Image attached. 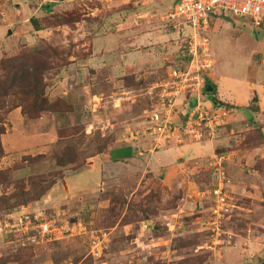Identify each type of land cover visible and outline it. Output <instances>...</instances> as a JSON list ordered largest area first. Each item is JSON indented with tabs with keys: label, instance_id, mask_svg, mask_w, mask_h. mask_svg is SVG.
<instances>
[{
	"label": "rangeland",
	"instance_id": "374dc122",
	"mask_svg": "<svg viewBox=\"0 0 264 264\" xmlns=\"http://www.w3.org/2000/svg\"><path fill=\"white\" fill-rule=\"evenodd\" d=\"M49 1L51 0H0V25H4V28H9L12 31L10 33L12 37L3 46L4 48H0V58L17 55L23 49L43 48L47 42L62 51L60 59L55 60L56 66L44 72V81L47 85L45 93L48 97V86L51 83L53 85L56 83L54 79L57 70L60 71L59 68H62V64L66 62L67 58L69 60L77 57L75 61H86L87 56L84 55L89 48L88 40L95 35L102 34L104 23L108 21V7H106L105 0H64V2L59 3L58 8H52L50 11L52 14L53 12L62 14H56L57 16L51 18L48 12L45 11L46 8L43 7ZM153 14V12H150L143 15L142 18L134 17V20L137 19L139 22V31L141 29L149 32L159 30L158 33H154V36L160 35L156 38L160 41H152L153 44H147L146 46L152 48V51L159 55L156 58L158 63L166 58L164 62H167L170 66L167 68L166 66H160L161 63L156 64L151 70L147 68L144 74H139L140 78L138 80L125 78L123 81H119L120 79H115L116 84L109 82L108 74L90 73L93 77V88L90 87L87 93L89 95L93 90L97 95L92 99L85 94L84 90H80L86 84L85 69H83V72L80 67L74 65L73 68L71 65L70 71L73 72L72 78L74 79L72 87L79 92L73 100H79L78 109L81 107V110L77 111V116H72L67 118L65 122L58 123L56 133L51 131L52 135L43 140L46 145L50 146L42 153L41 158L34 160L33 158H27V162L22 161V158H20L14 164V167L31 164L34 167L33 175L44 174L50 170L58 171L59 175L56 177V183H59L66 174L75 170L73 169L74 166L62 167L56 165L58 158L61 156L66 157V153H77L80 157L79 162L83 160L84 156L86 163L87 156L96 151V145L104 149L112 146L114 142H117V144L122 143V141L126 142L127 138L121 137V135L116 136V133L125 131L127 128H129L128 131L131 130L130 132L145 129L148 122V110L163 92V84L167 80L169 69L172 67L182 68L188 62L184 46L185 41L189 38L187 36L190 35L189 27L183 24L180 19L171 23L164 20L165 15H162L163 20H159L160 18ZM70 15L78 18L77 22L79 24L75 22L77 26L75 23L57 24ZM32 17L40 19L39 21H42L41 25H46L40 35L38 31L34 32L33 30ZM156 17L159 22L155 20ZM140 22H143L144 25ZM7 34L8 29H0V40H6L8 38ZM83 34L85 35L84 38H82ZM204 35L208 39V52L213 61H211L212 66L208 73L218 74L222 72V74L225 73L237 78L247 76V80H250V77L264 75V27L253 26L247 18L234 17L225 13L218 14L215 11L210 15L209 27ZM69 52L70 56L65 57L64 54ZM88 79L90 78L88 77ZM189 95L186 94L178 99L177 105L180 109H183V106L190 102ZM62 101L66 100L64 98L55 100V102ZM12 102L13 96L10 95L7 97L6 104L11 106ZM248 112H250L249 109L242 111L244 115H247ZM184 113L182 111L178 112L175 118L177 124L182 122L178 117L182 119ZM232 113L234 112L225 116L224 121L226 124L229 123V115H232ZM8 114L0 112V117L5 118L6 129H8ZM231 117L233 120L234 116ZM235 122L233 123L236 124ZM225 125L219 127L212 139L203 142H214L220 128L225 127ZM88 129L91 130L90 133H88ZM234 129V132L229 134L228 138L218 146L220 151H226L222 154L225 156L224 162L228 161L227 164L230 167L227 169V165H224V168L232 180V185L234 180L231 175L232 166L229 162L233 159L231 151L253 142L256 137L254 136L255 130H250L249 124ZM111 131H113V134H111ZM55 134L59 138L57 141L55 139L52 141ZM112 135L114 138L111 137ZM184 137L182 142L171 140L163 146L170 143H199L194 141L192 137ZM248 137H251L250 142L247 141ZM12 140L15 142V139ZM41 149L38 148V150ZM38 150H33L32 153H36ZM16 155L17 153H13L10 158ZM35 155L40 154H30L31 157ZM198 162L194 165H198ZM115 164L117 163L106 166L101 189L91 197L83 201H78L77 198L66 200L63 198L62 192H55L52 206L47 208L43 202L45 208L40 209L45 217L57 221L64 227L80 221L94 230H101L95 233L101 239L98 251L91 250V238L94 233L88 229L85 233L77 234L75 237L64 236L62 239L48 240L50 241L48 242L47 240L38 241L34 235L28 237L25 234L16 232V229L10 225L5 226L3 222L8 221V214L13 211L11 205L15 204L16 200H26L25 197L20 196L22 195V189L16 185L27 180V178L15 179L11 176L10 170L12 168L0 169V264H193L195 263L193 256L196 255H203L205 264H226L222 261L221 263L211 261V258L214 254H217L219 248L223 246L232 247L238 243L239 239L240 247L243 248L244 242L248 244L245 237L250 232V228L264 224V214L261 212L264 205H256V203L254 205L251 202L240 201L239 203H242L243 206H250L252 212L250 214L241 212L240 214L239 210L235 208L232 216L223 221L221 230L218 233L211 230L210 209L214 202L211 197L208 198L203 192L204 188L211 181L213 182V169L208 164L209 168H198L193 174L189 173V177L187 173L180 177L176 171L167 177L163 176L165 184L161 183L157 174L154 176L144 172L138 174L135 171L131 172L130 169L124 173L120 166L117 168ZM136 173L138 175H134ZM188 178L195 181L193 187L188 188ZM144 181L147 182L146 186H142ZM24 188L28 190L27 186ZM198 191H201L200 196L196 195ZM47 192L40 198L29 201L28 204L37 201L42 202V199L48 195ZM181 197L184 198L182 204H180L181 208L186 204L184 201L191 203L193 197L200 201L207 197V202L202 207L195 209L192 206L191 209L186 210L197 213L203 208L204 212L199 214L205 219L203 231L196 233L191 232L189 228H181L180 225L184 224V217H174L175 221L172 218L173 228L171 231H168V223L165 221L158 224L157 227L153 226V232L157 234L160 232L159 235L166 240L165 244L142 249L137 247L135 242L132 243L136 234L132 232V228L125 227L127 224L137 222L153 212L158 211L155 213L157 214L166 205L169 207L176 206ZM234 201L238 204L237 199L234 198ZM258 206L260 207L258 208ZM57 209L58 212L54 211ZM152 215L154 214L150 216ZM153 232H151V235L155 236ZM226 232L230 235L229 244L227 243L228 235ZM258 236L259 238H255ZM149 237L145 234L136 238L141 242ZM250 237L253 242H258V249L261 248L260 244H264L263 236L256 232V229L255 235H250L249 240ZM198 244H202L204 248H198ZM162 251L164 253L159 254ZM148 255L149 257H147Z\"/></svg>",
	"mask_w": 264,
	"mask_h": 264
},
{
	"label": "crops",
	"instance_id": "0c3cea01",
	"mask_svg": "<svg viewBox=\"0 0 264 264\" xmlns=\"http://www.w3.org/2000/svg\"><path fill=\"white\" fill-rule=\"evenodd\" d=\"M61 1L64 2V0L49 1V3H51V9L58 8ZM105 1L107 4L106 7H108V21H106L107 23H104V32L102 34L95 35L88 40L89 48L88 51H85L86 53L84 55L87 56L86 61H75L77 57L69 59V63L62 66V68H59L60 71L57 70L55 73L54 81L56 83L54 85L51 83L48 86L49 99L64 98L67 103L74 106L73 111L64 115L49 113L35 120L26 119L22 116L20 108H14L9 112L8 129H6V132L1 137L4 156L0 159V169L12 168L10 170L11 176L15 179H24L34 174L32 173L34 167L31 164L14 167L17 160L23 155L44 153L46 148L50 145H46L43 140L49 135H52L51 131L53 133L55 131L56 133V126H58V123L65 122L67 118L72 116H77V111L81 110V107L78 109L79 100H73V98L78 96L79 92L72 87V82L74 81L72 78L73 72L70 71L72 66L73 68L74 65L78 66L82 71L85 69L86 72H83L85 73V76L87 75L84 77L86 84L83 85L80 90H84L87 95L90 87L93 88V77L90 73L100 72L108 74L109 82L116 84L117 81H115V79H120L119 81H123L125 78L138 80L140 78L139 74H144V71L147 68H150L149 70H151L156 64L161 63L160 66H166L167 68L170 66L167 62H164L166 58H163L158 63L156 58H158L159 55L154 53L152 48L146 46L147 44H153L152 41H160L156 39L160 35L154 36L159 30L156 29L149 32L142 31L141 29L139 31V22L137 19L134 20V17L142 18L143 15L153 12L154 16L156 15L160 18L159 20H163L164 17L162 15H165L164 20H166L167 14L172 10L178 0ZM43 7L47 8L48 5H44ZM155 20L159 22L157 17ZM140 23L144 25L143 22ZM77 24H79V22H77ZM4 27V25H0V29H8V38L6 40H0V48H4L3 46L12 37L10 36L12 31L9 28ZM33 30L34 32H37V30ZM38 32L40 35L41 31ZM84 34L82 35V38L85 37L86 34ZM100 37L102 38L97 40ZM68 65L70 66L68 67ZM88 77L90 79H88ZM246 77L237 78L232 75H226L225 73L222 74V72L211 74L204 71L202 73L204 82L209 79L215 85L213 96L218 104L228 108L229 113L234 112L232 115H229L231 123L229 121L225 127L220 128L217 139L214 142L191 144L170 143L160 149H153L151 137L143 131L136 130L130 132L131 130L128 131L129 128H127L125 131L119 133L115 132L116 136L121 135V137L127 138L126 142L122 141V143L119 144L114 142L112 146L106 147L104 150L88 157L86 163L82 167L69 172L63 177L61 182L55 183L47 192L48 195L42 199V202L37 201L13 209V211L8 214L9 219L6 222L13 223L17 221L18 216L23 213L40 212V209L45 208L43 207L45 205L49 208L52 206L51 203L52 199H54L55 192H62V195L64 196L63 198L66 200H73L75 198H77L76 200L78 201L86 200L101 189L106 166L112 163H117L115 164L117 165L116 167L118 168V166H120L124 173L130 169L131 172L135 171L138 174L141 172L153 176L157 174L159 175L162 184H165L163 176L167 177L174 171L178 172L177 174H179L180 177L185 173H187L189 177V173L193 174L198 168H209V162L215 154L226 152L220 151L218 146L228 138L229 134L234 132V128L240 126L244 127L247 124L250 125V130L258 131L257 136L255 137L257 139H253V142H250V139H247L250 143L245 144V146L243 145V147H240L237 150H232L231 153L233 159L229 162L232 166L231 175L234 180L230 192L232 197L238 200V204L236 203V209L239 210L238 212H240V214L241 212L250 214L252 212L251 207L243 206L242 203H239L240 201L251 202L254 205L255 203L256 205H264V75L254 78L250 77V80H247ZM74 92H76L75 95ZM88 96L93 99L97 95L91 90ZM201 99L207 106L215 104L206 94L202 93ZM195 103L196 101L194 99H190V102L187 105H184L183 109H180L179 112H190L195 106ZM247 109H249L250 112H248L247 115H244L242 111H247ZM231 116H234L233 120L231 119ZM178 119L182 121L184 116L182 119L179 117ZM90 132L91 130L88 131V133ZM111 134H113V131H111ZM54 137L55 138H52V141L53 139L57 141L59 138L56 137V134ZM111 137L114 138L113 135ZM11 139H15V142L13 140L11 141ZM38 148L42 149L38 150ZM33 150L38 151L32 153ZM13 153H17V155L10 158ZM197 161H199L198 165H194ZM227 163L228 161L223 162L224 165H227L228 169L230 166L228 167ZM137 173L134 175H138ZM192 180L193 179H187L188 188L195 185V181ZM143 184L144 185L142 186H146L145 184H147V182L144 181ZM212 184L213 182L211 181V183L204 188L203 192L205 189L210 188ZM201 191H198L196 195L200 196ZM183 199L184 198L181 197L177 201L176 206H164L163 210L150 216L146 220L127 224L125 227L132 228V232L136 234L132 243L135 242L137 247H141L142 249L165 244L166 240L159 235L160 232H158V234L153 232V226L157 227L158 224L161 222L164 223L165 221L168 223V231H171L173 228L172 218L173 221H175L174 217H184L183 221L185 225H180L181 228H189L191 232L196 233L201 232V230L203 231V228H205L203 225L205 219L199 216L200 213L204 212L203 208L202 210L197 211V213H194L192 210H186L191 209L192 206L195 209L202 207V205L207 202V197L201 201L193 197L191 203L184 201L186 204L181 208L180 204H182L181 202ZM259 207L260 206H258V208ZM54 211L58 212L59 210L57 209ZM261 212L264 214V208ZM6 222L4 221L3 224ZM84 225L94 234L101 231L94 230L86 224ZM174 226H176V224H174ZM255 229L264 239V224H259L258 226L255 225L250 228V232H248L245 237V241L247 240L248 244L244 242L243 248H241L239 244L240 239L238 238L239 240L237 244L228 248L223 246L222 248H219L216 255L213 253L214 256L211 258V261L218 263H221L222 261L226 264H264V244H260L261 248L258 249V242H253L251 237L249 240L250 235H255ZM112 230H114V228H112ZM4 232H6V230H4ZM151 232L155 233V236L151 235ZM32 234V232H29L25 235L32 237ZM145 234H147L148 237L150 234V237L139 242L138 238ZM255 238H259V236ZM197 247L202 248L203 245L198 244ZM160 253H164V251L159 252V254ZM147 257H149V255Z\"/></svg>",
	"mask_w": 264,
	"mask_h": 264
},
{
	"label": "built area",
	"instance_id": "2783aa9c",
	"mask_svg": "<svg viewBox=\"0 0 264 264\" xmlns=\"http://www.w3.org/2000/svg\"><path fill=\"white\" fill-rule=\"evenodd\" d=\"M215 11L218 14L247 18L253 26L264 27V0H178L175 3L166 20L173 22L180 19L189 27L190 35L187 36L189 38L184 46L188 62L182 68L169 69L163 92L148 110V122L143 132L151 137L153 149H160L171 140L182 142L184 136L192 137L194 141L201 143L212 139L219 127L226 124L224 119L229 109L216 103L207 106L201 99L206 83L202 73L208 72L213 62L208 52V39L204 34L209 27L210 15ZM186 94H190V98L196 103L190 112L184 113L182 122L177 124L175 118L180 110L177 102ZM224 161L223 154H215L212 157L209 166L213 169V184L204 191L214 202L210 209V225L211 230L217 233L221 230L223 221L229 219L237 208L230 194L232 180L225 171ZM8 225L21 234L32 232V236L38 241L72 237L87 230L80 221L64 227L45 217L42 212L23 213L18 216L17 221L5 223V226ZM226 233L229 244L230 235ZM100 241L94 234L91 238V250L98 251Z\"/></svg>",
	"mask_w": 264,
	"mask_h": 264
},
{
	"label": "trees",
	"instance_id": "16d2710c",
	"mask_svg": "<svg viewBox=\"0 0 264 264\" xmlns=\"http://www.w3.org/2000/svg\"><path fill=\"white\" fill-rule=\"evenodd\" d=\"M46 5H48V7L45 11L48 12L50 18L52 16H57L56 14H62L59 12H53L52 14V12H50L51 3H48ZM39 20L40 19H37L35 17L31 18L34 29L37 31H42L43 28L46 27V25H41L40 23L42 21ZM77 21V17L75 18V16L70 15L63 18V20H60L57 24H70ZM61 53L62 51H60L57 47L55 48L51 45V43L47 42L43 48L40 47L33 49H23L17 55L0 58V112L2 114L9 113L12 109L19 107L22 116L30 120L38 119L48 113L64 115L72 112L74 107L72 104H69L66 101L55 102V100H57L58 98L50 100L45 93L47 85L44 81V72L56 66L57 63H55V60L60 59V57L62 56ZM64 55L65 57H69L70 52ZM68 63L69 60L67 58L66 62H64L62 66L67 65ZM205 82H209L212 85L213 90L211 92H205L203 88L202 93L209 96L214 103L218 104V102L213 97V93L215 92V85L209 79ZM10 95L13 96V102L11 106H8L6 104L7 97ZM5 130V118L0 117V159L4 156V148L2 146L1 136L5 133ZM256 132L258 131H255L254 136H257ZM248 139H251V137H248ZM96 148V151L92 154H89L87 157L93 156L97 152L105 149H102L101 147H99V145H96ZM41 157L42 154L37 156L35 155L33 157H31L30 155H23L21 158L22 161L24 160V162H27V158H33L34 160ZM79 160L80 157L77 153H66V157L61 156L60 158H58L56 165L62 167L74 166L73 169L76 170L85 164L84 156L81 162H79ZM58 175V171L50 170L47 173L40 175L32 174L27 177V180L18 183L16 186L22 189V195L20 196L25 197L26 200H16L15 204L13 203L11 205L13 209L27 205L29 201L40 198L56 183V177ZM26 186L28 190H25L24 187ZM144 200L146 201L147 199ZM156 212H153L151 214H155ZM150 215L144 216L138 221L146 220L150 217ZM193 259L195 261V263L193 264H204L205 258H203V255L193 256Z\"/></svg>",
	"mask_w": 264,
	"mask_h": 264
},
{
	"label": "water",
	"instance_id": "95a60500",
	"mask_svg": "<svg viewBox=\"0 0 264 264\" xmlns=\"http://www.w3.org/2000/svg\"><path fill=\"white\" fill-rule=\"evenodd\" d=\"M205 92H211L213 90L212 85L209 82H206L204 85Z\"/></svg>",
	"mask_w": 264,
	"mask_h": 264
}]
</instances>
